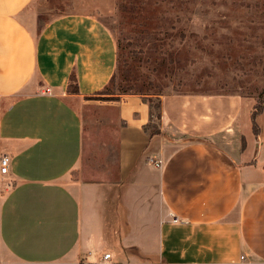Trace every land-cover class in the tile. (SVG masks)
<instances>
[{"label":"crops","instance_id":"0c3cea01","mask_svg":"<svg viewBox=\"0 0 264 264\" xmlns=\"http://www.w3.org/2000/svg\"><path fill=\"white\" fill-rule=\"evenodd\" d=\"M31 2L0 0V264H264V101L254 135L251 97L161 95L156 120L118 96L81 176L116 42L91 11L33 29Z\"/></svg>","mask_w":264,"mask_h":264},{"label":"rangeland","instance_id":"374dc122","mask_svg":"<svg viewBox=\"0 0 264 264\" xmlns=\"http://www.w3.org/2000/svg\"><path fill=\"white\" fill-rule=\"evenodd\" d=\"M76 11L96 13L116 42L114 93L127 80H138L152 82L151 92L161 95H238L258 104L264 88V0H32L27 23L39 29ZM92 99L84 113L81 176L100 162L99 139L109 134L105 121L116 118L109 102L114 96Z\"/></svg>","mask_w":264,"mask_h":264},{"label":"trees","instance_id":"16d2710c","mask_svg":"<svg viewBox=\"0 0 264 264\" xmlns=\"http://www.w3.org/2000/svg\"><path fill=\"white\" fill-rule=\"evenodd\" d=\"M115 78H116V74L114 73L108 84L96 94L102 95L103 97H111V98H113L114 96L115 99H117V97L121 95H138L143 99V101L148 102L152 117H155L156 120L159 119V96H161V94L159 92H151L152 90L150 89V87L152 86V82L148 81L147 83H145V82H140L138 80H132V81L127 80V84L125 86H122L120 88L121 90L120 89L118 90L117 88L116 89L117 92L114 93L113 88L115 87L114 86ZM125 79H126L125 75H122V80ZM69 80L70 81L68 84V92L77 93V86L74 78L71 76ZM152 99H156L155 100L156 104L153 103ZM258 100H259L258 104L253 106V110L251 114L252 131L254 135H257L259 133V128L256 122V118L262 112V106L264 101V88L260 93ZM154 111H156L155 114Z\"/></svg>","mask_w":264,"mask_h":264},{"label":"built area","instance_id":"2783aa9c","mask_svg":"<svg viewBox=\"0 0 264 264\" xmlns=\"http://www.w3.org/2000/svg\"><path fill=\"white\" fill-rule=\"evenodd\" d=\"M41 94H49L50 93V90L49 89H45L43 90L42 92H40ZM8 163H9V158L6 156V155H1L0 156V174H5L7 172V169H8ZM155 166L157 167H160V163L159 162H156L155 163ZM173 223H177L178 220L177 219H174L172 221ZM110 257L109 254H105L103 256V259L106 260ZM241 259H243V257H241Z\"/></svg>","mask_w":264,"mask_h":264}]
</instances>
